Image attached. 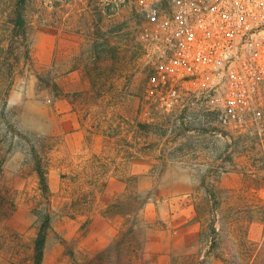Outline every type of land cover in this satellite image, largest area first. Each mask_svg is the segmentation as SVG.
Listing matches in <instances>:
<instances>
[{"label": "rangeland", "instance_id": "374dc122", "mask_svg": "<svg viewBox=\"0 0 264 264\" xmlns=\"http://www.w3.org/2000/svg\"><path fill=\"white\" fill-rule=\"evenodd\" d=\"M49 1L44 0L47 16L50 13ZM113 1L120 5L116 24L124 27V33L129 34L130 40L125 43L120 39L117 44L121 58L128 60L133 57V60L128 66L130 71L124 77L107 73L99 84L96 82L99 70L90 59L94 51V29L88 31L91 42L86 44L83 39H68L46 27L36 28L40 0H33L27 12L33 41L34 72H28L30 68L25 77L18 79L9 97V111L11 119L22 132L41 135L49 148L51 144L55 145L46 156L52 195L50 204L41 197L37 177L31 172L24 153L16 152L9 156L3 168L4 174L0 177V188L9 187L14 191L15 207L0 225V264H29L33 239L39 226L38 212L42 210L53 217L43 264H72L69 248L98 253L110 244L122 221L115 220L111 225L100 222L99 210L106 202L97 199L96 205L89 206L86 195L93 191L99 196L104 191L98 189L109 176H99L96 186L90 181L94 172L103 170L98 166L110 172L119 171L117 174L114 172L119 177L132 175L131 162L120 160L119 144L122 136H132L131 126L135 121L153 124L151 140L156 144L149 158L153 165L150 176L140 177L139 180L143 198H150L142 214L144 222L152 227L145 232V249L150 264H172L176 258L206 248L208 222L204 219L196 222L194 219L196 204L204 208L207 205V196L200 183L203 176L218 191L221 221L243 224L253 242L262 241L264 151L258 137L251 130L245 132L223 127L218 121L217 97L210 92L201 91L186 96L184 101L181 92L180 100L171 111L162 108L157 95L148 91L150 66L140 43L142 26L147 18L133 0ZM110 28L107 22L105 30ZM59 44L62 56L67 60L59 62L57 68L52 61ZM81 58L85 60L83 70L87 85H80L83 89L88 88L87 95L91 96L84 108L79 105L74 111L87 128L95 127L96 117L98 128L105 130V135L109 136L104 139L101 131L93 132L103 139L105 148L99 155L83 151V147L73 154L70 142L64 141V135H56L51 126V97L47 92L42 95L36 93L35 72L53 71L52 75L56 77V74L79 67ZM73 79L79 85L77 73ZM94 84L98 85L95 87ZM95 89L101 90L102 97L92 94ZM124 117L130 125L121 123ZM163 133L164 138H160ZM91 134L89 132L87 146H90ZM160 154L165 155V161L159 160ZM223 237L229 239L228 236Z\"/></svg>", "mask_w": 264, "mask_h": 264}, {"label": "trees", "instance_id": "16d2710c", "mask_svg": "<svg viewBox=\"0 0 264 264\" xmlns=\"http://www.w3.org/2000/svg\"><path fill=\"white\" fill-rule=\"evenodd\" d=\"M32 1L0 0V177L4 174L3 168L9 156L16 152L24 153L26 162L31 165V172L37 177L41 197L50 204L52 192L49 186L46 156L48 150L52 151L55 145L51 144L49 148L45 146L43 142L45 138H42L41 135L22 132L16 122L11 119L12 114L9 111V97L18 79L25 77L30 68L31 70L28 72L31 74L34 72L32 70L33 41L30 34V24L27 20V12ZM45 5L46 2L40 0L36 28L46 27L52 33L61 34L62 37L66 38L76 35L87 43L91 41V39H88V31L94 29V32H92L94 51L90 59L94 67L99 70L96 78L98 84L101 83L102 76H106L107 73L122 78L130 71L128 66L131 64L133 57L128 60L121 58V50L117 46L121 40L125 43L130 42L129 34L124 33V27L116 24L120 8L117 1L50 0L48 6L50 8L49 16H47ZM90 22H92L91 26ZM107 22L108 27L111 26L109 30H105ZM143 50L142 48V52ZM82 58L79 66L85 67V60ZM103 64L106 65L103 67ZM52 73L53 71L34 73L37 93L42 95V93L47 92L52 98L62 97L67 99L74 106V109L79 105L84 108L91 96L87 95L88 91L83 89L77 92H65L58 83V80L64 76L56 74L55 77ZM82 80L86 81V76H83ZM98 84H94V86L96 87ZM100 91L95 89L92 94H95L98 98L102 97ZM81 120L84 123L83 119ZM135 122L131 126L132 136H122L120 140L119 152L121 153L120 160L122 162L151 158V150L156 147V144L151 140L153 124L141 121ZM121 123L130 125L125 117L122 118ZM98 124L95 117L93 123L95 127L87 128L88 133L96 134L93 132L98 130L104 133V139H108L109 136L105 135V130L98 128ZM253 135L258 137L260 146L264 151V138L257 133ZM164 136L165 133L159 135L160 138H164ZM97 157L99 156H95V158ZM164 158L165 155L160 154L159 160L165 161ZM98 168L103 170L92 174L90 181L93 184L90 183L91 185L96 186L97 178L102 174L109 176V178L115 177L125 184L124 191L111 204L99 210L101 215L111 223L120 220L122 225L118 228L110 244L101 252L92 253L82 249L73 250L69 248L68 255L72 264H150L145 249L147 242L145 232L152 227L151 224L145 223L142 217L150 198H143L139 184L140 177L134 174L119 177L114 175V172L119 173L117 170L110 172L105 167L98 166ZM108 179L98 190L104 189ZM200 183L207 196V205L204 208L203 205L196 204L194 219L196 222H201L203 219L208 222L206 224L207 246L204 250L174 259L172 264H216L217 262L224 264H264V234L262 241L256 243L249 238L247 228L243 224L221 221V218H223L221 216L222 208L217 189L208 182L206 176H203ZM0 190L1 225L8 212L13 211L15 205L13 202L14 191L9 187H3ZM92 192L86 195L89 206L97 204V194ZM87 196L90 197L87 198ZM38 219L39 226L33 239L28 259L29 264H43L47 238L52 229V214L45 210L39 211ZM223 236H228L229 239H224Z\"/></svg>", "mask_w": 264, "mask_h": 264}, {"label": "built area", "instance_id": "2783aa9c", "mask_svg": "<svg viewBox=\"0 0 264 264\" xmlns=\"http://www.w3.org/2000/svg\"><path fill=\"white\" fill-rule=\"evenodd\" d=\"M147 18L140 41L148 91L171 111L206 91L225 128L264 137V0H133Z\"/></svg>", "mask_w": 264, "mask_h": 264}, {"label": "crops", "instance_id": "0c3cea01", "mask_svg": "<svg viewBox=\"0 0 264 264\" xmlns=\"http://www.w3.org/2000/svg\"><path fill=\"white\" fill-rule=\"evenodd\" d=\"M54 36L56 37V35ZM76 37L79 38L76 35H71L68 37V39L76 38ZM64 60H67V58L65 56H62V50L59 44L54 54L52 63H54L57 66V68H59V62ZM75 73L78 74L79 85L73 79ZM60 75L64 77L62 79H59L58 83L65 92L82 91L83 90V88L81 87L82 83L87 85V82L82 80V77L86 76V72H84L83 67L79 66L73 69L70 68L65 73H61ZM86 89L88 91V88ZM50 103L52 104V108H53L50 112V118L52 120L51 126L54 132L57 133L56 135H64L65 136L64 141L70 142L69 145L72 146L71 152L73 154L79 151L81 147H83L82 148L83 151H90L92 154H100L103 151L104 149L103 139L98 134L91 135L89 141L90 146H87L86 142H88L87 140L89 136L87 127L83 126L84 123L82 122L80 117L76 114V111H74L75 110L74 106L67 99H64L62 97L60 98L51 97ZM59 126L61 127V130ZM65 126H67L68 128L65 129L64 128ZM99 140H100V147H99ZM151 163L152 162L150 161L149 158L132 160L131 161L132 174L137 175L139 177L150 176V172L153 167ZM124 189H125V184L122 181L118 180L115 177L109 178L106 181V186L103 189L104 190L103 193L97 196L98 200L103 199V201L106 202L104 207L102 208H105L107 205L111 204L118 197V195L124 191ZM98 202L100 203V201ZM99 214L101 215L100 212ZM99 221L105 223L106 225L109 224L111 225V222L108 221L106 218H104L102 215Z\"/></svg>", "mask_w": 264, "mask_h": 264}]
</instances>
